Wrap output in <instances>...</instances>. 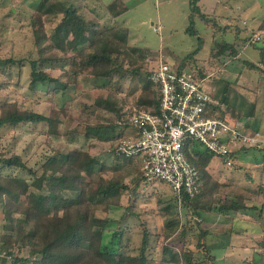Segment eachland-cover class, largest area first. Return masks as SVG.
<instances>
[{
    "label": "rangeland",
    "instance_id": "374dc122",
    "mask_svg": "<svg viewBox=\"0 0 264 264\" xmlns=\"http://www.w3.org/2000/svg\"><path fill=\"white\" fill-rule=\"evenodd\" d=\"M68 1L79 7V13L85 19L97 22L100 28L118 27L123 30L127 34L128 47L137 50L128 51L129 58L124 55L117 58L118 68L110 80L95 78L88 70L73 76L70 73L76 68L70 70L67 58L73 57L75 50L69 49L73 43L69 36L67 53L58 52L66 61L43 66L50 76L66 82L67 86L60 88L59 85L55 89L58 84L45 82L31 89L29 62L37 58L31 18L39 0H0V59L15 60L0 70V105L17 101L20 107L51 115L54 121L53 126L46 122L20 123L14 128L0 129V163L4 157L17 154L26 167L39 175L42 163L55 151L80 148L89 150L99 161L127 172V162L115 159L111 152L118 141L125 139L124 131L120 133L121 128L113 132L104 128L94 129V126L114 122L116 118L127 120L132 113L141 110L145 106L140 99L149 73L161 62L173 68L182 63L184 69L205 73L203 86L212 95L218 113H223L243 132L259 133L255 134L256 146L243 149L236 165L228 167L220 158H211L207 170L220 185L219 195H243L248 205L262 199L264 64L259 60L260 49L264 48V0H198L197 5L206 19L198 15L193 17V34L187 31L189 0H121L117 7L125 5L127 10L118 17H112L107 10L106 6L112 0ZM61 17L60 14L52 18L43 17L44 32L50 34ZM87 35L92 42V35L89 32ZM225 44H230V48ZM76 61L81 63L79 59ZM248 63L257 66L252 67ZM99 98L107 100L105 106L114 103L117 114L97 106ZM127 132L130 133L131 129L128 128ZM106 135H113V138L105 140L103 136ZM195 148L204 151L198 143ZM127 167L134 172L130 170L124 182L131 188L136 187L139 193L133 200L135 214L123 223L129 230L128 248L136 249L141 243L142 229H147L150 233L147 254L162 264L159 261L165 245L162 235L168 231L165 217L169 220L175 217L187 226L186 246L194 251L195 260L202 264H257L253 262L255 253L259 255L256 260L264 261V256L259 259L264 248L258 245L264 238V217L260 222H251L240 214L221 215L203 211L196 214L175 199L166 183H144L137 171L139 165ZM112 173L108 169L103 177L108 179ZM0 174L20 177L27 182L32 180L27 170L16 167L0 169ZM133 176L139 181L137 184L136 181L129 183ZM89 178L87 174L82 175L83 187ZM123 193L120 207H111L107 213L97 210L96 215H107L111 220H117L130 203L129 193ZM214 197H218L217 193ZM204 199H207L205 203H210V189ZM25 200L26 196L22 202ZM2 223L0 206V231ZM200 230L208 231L203 238L207 250L196 247ZM180 231L181 228L175 230L169 241H176ZM21 255H28V250H22Z\"/></svg>",
    "mask_w": 264,
    "mask_h": 264
},
{
    "label": "trees",
    "instance_id": "16d2710c",
    "mask_svg": "<svg viewBox=\"0 0 264 264\" xmlns=\"http://www.w3.org/2000/svg\"><path fill=\"white\" fill-rule=\"evenodd\" d=\"M120 1L112 0L106 6L112 17H118L127 10L125 5L117 7ZM197 2L198 0H189L190 13L187 31L191 34L194 33L193 17L198 15L206 19V15L201 13ZM59 14L62 16L59 22L52 28L50 34L45 33L41 19L43 17L52 18ZM31 20L33 40L37 50V58L29 62L31 67L29 87L31 89L45 82L58 84L54 87L55 89L59 85L60 88L67 86L66 82L50 76L43 66L46 63L52 66L66 61L65 57H60L58 52L67 53L66 40L69 36L73 39L69 49L75 50V54L73 57L66 58L71 67L70 70L76 68V71L73 70L70 73L73 76L88 70V73L95 78L110 80L118 68L117 58L121 55L129 58L128 51L137 50L135 47H128L127 34L123 30L118 27L100 28L97 22L85 19L79 13V7L68 0H39ZM87 32L92 35V42ZM225 47L230 48V44H225ZM188 56L191 57V55ZM260 57L259 61L264 64V48L260 49ZM77 59L81 63L75 62ZM14 62L15 60L11 58L0 59V70L7 63ZM248 65L257 66L254 63H248ZM179 68H184L182 63L179 64ZM66 70L69 71V69ZM66 70L65 73L68 75ZM150 73L149 77L145 78L140 103L145 106L142 107L143 110L155 111L158 108L159 88L151 81ZM199 74L205 77L204 72L199 71ZM106 102L107 100L101 98L96 100L97 106H102L110 112H116L115 104L105 106ZM211 108L216 116L225 118L223 113L217 112L214 104H211ZM123 120L116 118L114 122L95 125L94 129L104 128L113 132L116 128H121L120 133L124 131L125 137L121 141L128 140L130 136L136 139L133 124L128 119ZM40 122H46L48 126L54 125L51 115L22 108L17 101L0 105V129L14 128L20 123ZM128 128L131 129L133 135H128ZM121 137L122 135L119 138ZM103 138L110 140L113 135L111 137L106 135ZM119 143L120 141L112 147L111 152L115 159L127 162V172H122L113 165L99 161L89 150L80 148L65 152L55 151L44 160L39 175L26 167L17 154H11L1 160L0 169L12 167L25 169L31 174L32 180L27 182L20 177L0 174V206L3 215L0 231V264H158L147 254L150 236L147 229H142L141 243L136 249L127 247L129 230L124 227L123 223L127 217L135 214L133 200L139 196L136 187L131 188L124 182L130 172H134L131 169L130 171L127 166L139 165L140 170L138 168L137 171L142 182L155 181H148L143 176L138 155L115 154L116 145ZM192 154L185 151V156L197 170L196 179L199 191L192 197L182 195L179 201L177 196H174L175 199L184 208L192 209L196 214L202 211L221 215L240 214L248 217L251 222H260L264 217V197L251 205L246 203V197L243 195L229 193L221 197L219 183L212 179L207 170L214 153L204 149L203 152L195 150ZM237 159L233 160V165L237 164ZM108 169H111L113 173L107 179L103 177V174ZM262 169L264 171V166ZM83 174L90 177L86 187L82 185ZM134 181H136L135 184L139 182L133 176L129 183L134 184ZM208 189H210V203H205L207 199L204 197ZM123 192L129 193L128 202L130 203L124 207L123 213L117 220H111L107 215L105 217L96 215L97 210L107 213L111 207H120ZM216 193L218 197H214ZM24 196L26 200L22 202ZM112 224L115 225L111 227ZM165 227L168 231L162 235L165 245L159 261L162 264H202L195 260L194 251L186 246L187 226L175 217L172 220L165 217ZM178 228H181L180 237L170 242L171 234ZM207 233V230H200L197 233L196 247L208 249L203 241ZM258 245L264 248V238ZM24 249L28 250L26 256L21 255ZM254 255L253 262L264 264V261L256 260V256L259 257L257 253ZM263 256L264 254L259 259Z\"/></svg>",
    "mask_w": 264,
    "mask_h": 264
},
{
    "label": "built area",
    "instance_id": "2783aa9c",
    "mask_svg": "<svg viewBox=\"0 0 264 264\" xmlns=\"http://www.w3.org/2000/svg\"><path fill=\"white\" fill-rule=\"evenodd\" d=\"M150 79L159 88L158 108L137 110L128 117L137 138L120 141L115 154L138 155L145 179L166 183L180 201L182 195L192 197L199 191L197 170L185 151L193 155L198 143L229 167L243 149L256 146L258 140L215 115L213 97L204 89L205 77L197 69H178L161 62Z\"/></svg>",
    "mask_w": 264,
    "mask_h": 264
},
{
    "label": "crops",
    "instance_id": "0c3cea01",
    "mask_svg": "<svg viewBox=\"0 0 264 264\" xmlns=\"http://www.w3.org/2000/svg\"><path fill=\"white\" fill-rule=\"evenodd\" d=\"M258 131H255V132H253L254 134H257V135H259V133H257ZM251 133V132H250ZM133 134V132L131 131L130 133H128V135H132Z\"/></svg>",
    "mask_w": 264,
    "mask_h": 264
}]
</instances>
